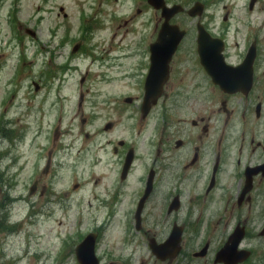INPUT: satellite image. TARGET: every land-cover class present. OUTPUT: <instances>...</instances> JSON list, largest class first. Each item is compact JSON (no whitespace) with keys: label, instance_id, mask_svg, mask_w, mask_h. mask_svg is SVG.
Returning <instances> with one entry per match:
<instances>
[{"label":"rangeland","instance_id":"374dc122","mask_svg":"<svg viewBox=\"0 0 264 264\" xmlns=\"http://www.w3.org/2000/svg\"><path fill=\"white\" fill-rule=\"evenodd\" d=\"M92 8L99 9L105 20L102 16L99 21L92 20ZM139 9L133 0H118L113 5L99 0L0 3V264H79L76 248L89 233L100 230L113 213L115 220L102 232L99 254L102 264H125L130 252L123 247L125 221L133 212L134 206L129 204L135 199L144 168L130 173L125 192L114 191L118 166L108 163L99 145L109 138L136 135L132 123L124 118L104 120L97 116L111 110L113 104L108 99L115 102L120 96H140L138 76L143 67L138 64L142 50L157 35L149 33L150 22L155 29V18L147 12L139 17ZM26 29L37 32V38L28 35ZM185 41L180 50H192V34ZM234 42L231 50H236ZM75 46H80L83 53L78 58L79 51L71 52ZM132 50H141L140 55L133 57ZM107 54L112 56L109 61L105 59ZM20 57L24 62L18 80ZM182 69L180 80L175 77L167 89L168 94L175 95L180 84L187 87L183 95L179 93L183 97L167 99V121L174 127H181V120L189 123L205 113L192 99L198 91L206 90L205 80L197 82L195 72ZM102 71L107 73L105 78ZM83 77L87 80L84 88L80 85ZM35 84L40 86L39 91ZM61 109L64 116L57 122ZM107 121L115 126L104 136L100 132ZM147 123L153 130L156 118ZM142 133L139 140L144 149L148 132ZM63 144L65 153L61 150L59 154ZM174 183L167 175L165 190L173 189ZM123 193L124 197L120 196ZM184 195L188 198L187 192ZM119 198L124 200L120 209L107 205ZM146 213L148 226H162L165 220L181 223L178 214L184 216L187 209L170 218L164 211L161 220L157 219L162 214L159 206H149ZM197 214L199 211L194 219ZM253 231L257 233V227ZM259 240L252 242V248L264 252ZM143 244L141 254L148 258L149 250ZM197 247L196 243L189 246L188 255ZM139 260L141 264H157L146 263L141 257ZM205 262L196 259L193 264ZM255 264L262 263L258 260Z\"/></svg>","mask_w":264,"mask_h":264},{"label":"flooded vegetation","instance_id":"af4514ba","mask_svg":"<svg viewBox=\"0 0 264 264\" xmlns=\"http://www.w3.org/2000/svg\"><path fill=\"white\" fill-rule=\"evenodd\" d=\"M99 1L113 5L118 0ZM163 1L167 9L175 6L180 8L170 23L187 31L183 42L192 34V50H179L173 58L163 96L151 113L144 117L142 100L154 41L148 43L146 49L142 50L138 64L143 67L138 76L140 96L119 97L123 103H127V98L132 99L127 104L134 108L130 122L136 137H113L99 145V152L108 157V163L118 166L114 191L125 192L130 173L144 168L135 199L129 204L134 206L129 216L132 232L127 231L129 224L123 233L128 238V245L123 244V247L130 251L125 264H141L139 257L146 263L157 264H193L196 259L206 260L205 264H255L258 260L264 264V252L252 248L256 238H260L259 241L264 245V0ZM133 3L140 6L139 17L147 12L152 19L155 18V29H152L150 22L149 33L158 35L165 21L163 9L155 8L151 0H133ZM92 12L91 19L99 21L103 13L96 8H92ZM133 12H136L135 8ZM102 19L104 21L105 16ZM26 33L32 38L38 36L33 30L26 29ZM201 35L206 36L207 42L202 48ZM233 39L236 50H231ZM214 41L221 42L222 50H211L216 49ZM132 51V56L136 57L141 50ZM105 59L109 61L112 56L107 54ZM182 68L195 72L197 82L205 80L206 90L198 91L197 97L192 96L205 113L189 123L181 120L179 123L182 126L174 127L167 121L170 112L167 99L170 96L183 97L179 93L183 95L187 87L180 84L175 95L168 94L167 89L174 83L175 77L180 80ZM217 80L223 83V87ZM157 107L160 113L152 117ZM111 109L115 110L114 107ZM109 117L104 116V120ZM154 118L156 124L152 130L151 124L147 122ZM114 126L113 122L107 121L100 134L107 136ZM147 132L148 137L142 149L139 136ZM128 160L133 162L132 165L127 164ZM167 175L174 179L175 186L166 191ZM230 178L233 183L229 182ZM134 182L137 185L138 178ZM147 190L150 192L143 205L142 227L138 231L136 209L141 205ZM120 196L124 197V193ZM123 202V198H119L107 205L120 209ZM149 206H159L162 214L157 216L158 220L162 219L164 211L167 218L182 210L187 209V213L184 216L178 214L177 219L181 223L177 220L168 223L165 220L166 224L162 226L159 223L148 226L146 221L150 222L146 218V211ZM196 211H199V215L194 219ZM112 216L116 217V214L108 218ZM256 227L257 233L253 231ZM152 228L155 231L150 230ZM164 228L165 231H162ZM176 230H181L179 253L175 257L160 260L153 252L152 243L158 246L165 244ZM102 232L97 230L91 233L101 238ZM241 235L244 238L240 250L230 253L225 263L216 262L218 254L226 248L229 240ZM163 237L164 240L161 239ZM142 239L146 240L145 244ZM194 243L198 247L188 255L187 249L193 247ZM142 244L146 251L149 250L148 258L141 254L140 250L144 249ZM234 256L239 259L233 261Z\"/></svg>","mask_w":264,"mask_h":264},{"label":"water","instance_id":"95a60500","mask_svg":"<svg viewBox=\"0 0 264 264\" xmlns=\"http://www.w3.org/2000/svg\"><path fill=\"white\" fill-rule=\"evenodd\" d=\"M163 2V0H151V3L155 8L163 9V17L165 18V21L156 42L151 46L152 66L147 78L146 96L142 109L144 117H146L150 111L152 105L151 102L156 104L158 99L162 96L164 85L169 79L170 62L172 61L175 52L179 50L186 35V31L181 30L178 25H172L170 23L173 16L180 12V8L175 6L172 9H167ZM190 15L193 16V13H190ZM206 43V36L201 35L200 48ZM215 47L216 49L212 48L211 50H222L221 42L216 41ZM205 67L207 70L210 69L209 67L207 68V65ZM142 203H144V201ZM242 238L243 235L236 238L233 237L232 247L228 246V249L225 252L223 251L221 256L218 257V261L224 262L227 253L236 250ZM180 242L181 230H176L165 245L158 246L152 244V249L159 259L165 260L168 257H175L179 253ZM170 250L172 251L170 252ZM76 254L80 264H100L95 255V236H88L87 239L77 248Z\"/></svg>","mask_w":264,"mask_h":264}]
</instances>
